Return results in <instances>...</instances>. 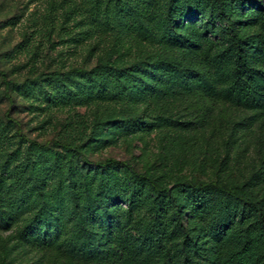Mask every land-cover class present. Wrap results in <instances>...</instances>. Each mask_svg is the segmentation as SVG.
I'll return each instance as SVG.
<instances>
[{"label":"rangeland","instance_id":"rangeland-1","mask_svg":"<svg viewBox=\"0 0 264 264\" xmlns=\"http://www.w3.org/2000/svg\"><path fill=\"white\" fill-rule=\"evenodd\" d=\"M191 1L113 0L108 27L101 30L104 6L92 20L91 0H0V72L9 82L6 94L0 76V223L8 226L0 229V264H58L28 248L22 236L26 225L53 229L57 212L73 209L77 179L90 202H84L82 217L100 247L122 233L137 235L158 219L148 179L165 187L174 179L219 180L255 195L261 191L256 185L264 172V148L257 126H246L248 112L208 104L206 126L184 131L152 126L156 117L185 115L162 94L167 77L162 61L195 69L223 47L209 28L241 37L253 29L244 10L264 2L242 0L241 8L223 0L227 20H220L201 0L193 1L199 13L187 16ZM133 18L152 27L165 20L168 28L143 41L127 27ZM103 61L121 68L127 80L126 88L110 83L105 101L90 76L72 72ZM95 122L99 126L92 128ZM81 132L77 152L56 143ZM105 159L125 161L146 178L126 167L93 164ZM115 185L127 192V203L114 200ZM172 193L183 205L185 245L203 251V228L190 219L188 202ZM9 205L23 208L24 219L11 223ZM39 210L44 220L35 219Z\"/></svg>","mask_w":264,"mask_h":264},{"label":"trees","instance_id":"trees-1","mask_svg":"<svg viewBox=\"0 0 264 264\" xmlns=\"http://www.w3.org/2000/svg\"><path fill=\"white\" fill-rule=\"evenodd\" d=\"M112 1L90 2L89 15L92 20L97 17L95 14L100 6H104L99 23L101 30L108 27L111 15L109 4ZM193 1L186 12L187 16L199 13ZM201 1L210 13L220 20H227L223 0ZM235 2L241 8L246 6L241 5L242 0ZM116 5L115 2L111 7ZM155 5L153 10L160 13L159 5ZM49 11L51 13L52 9ZM244 17L253 25V29L241 37L215 27L208 29L212 36L222 41L223 47L195 69L189 71L173 61H162L167 74L162 94L177 103L185 115L176 120L156 117L152 126L194 130L209 124L205 119V105H228L250 114L246 126L250 129L257 126L260 133L258 141L260 144L263 142L264 148V2L245 9ZM127 27L143 41H150L154 32L168 28L165 20L152 27L138 18L131 19ZM121 70L103 61L89 70L76 68L72 72L90 76L97 97L105 101L109 96L107 87L110 83L127 87V80L120 74ZM0 76L4 93L7 94L9 82L5 80L3 72H0ZM188 112L192 116H187ZM98 124L93 123L92 128L98 127ZM78 136L56 143L62 149L77 152L82 132ZM93 164L100 167H126L138 178H146L145 174L134 171L125 161L105 159ZM157 182L156 178L148 179L158 219L137 235L122 233L113 238L112 244L98 246L95 235L88 230L86 219L82 217L84 202H90L85 197L82 182L77 179L71 188L73 209H60L55 226L49 231H34L26 225L27 235H23L22 240L28 248L48 255V260L52 259L58 264H264V172L257 179L256 186H260L261 191L256 195L241 186L219 180L174 179L170 187ZM174 189L180 198L188 202L190 219L205 232L207 244L201 252L185 245L189 229L184 223L183 205L178 203L172 193ZM126 194L121 186H114V200L127 203ZM9 208L11 214L8 219L11 223L24 219L23 208L15 205H9ZM44 218L46 213L42 210L35 215L37 220ZM6 228L7 225L0 223V229Z\"/></svg>","mask_w":264,"mask_h":264}]
</instances>
